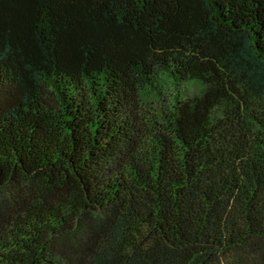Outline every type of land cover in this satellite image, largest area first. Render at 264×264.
I'll return each instance as SVG.
<instances>
[{
  "label": "trees",
  "instance_id": "16d2710c",
  "mask_svg": "<svg viewBox=\"0 0 264 264\" xmlns=\"http://www.w3.org/2000/svg\"><path fill=\"white\" fill-rule=\"evenodd\" d=\"M0 264H264V0H0Z\"/></svg>",
  "mask_w": 264,
  "mask_h": 264
}]
</instances>
